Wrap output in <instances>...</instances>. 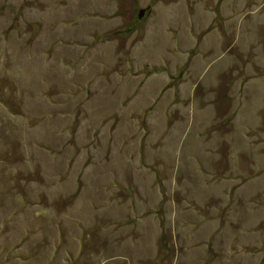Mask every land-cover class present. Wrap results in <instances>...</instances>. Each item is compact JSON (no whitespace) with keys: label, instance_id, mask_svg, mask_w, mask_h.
<instances>
[{"label":"rangeland","instance_id":"1","mask_svg":"<svg viewBox=\"0 0 264 264\" xmlns=\"http://www.w3.org/2000/svg\"><path fill=\"white\" fill-rule=\"evenodd\" d=\"M0 264H264V0H0Z\"/></svg>","mask_w":264,"mask_h":264},{"label":"water","instance_id":"2","mask_svg":"<svg viewBox=\"0 0 264 264\" xmlns=\"http://www.w3.org/2000/svg\"><path fill=\"white\" fill-rule=\"evenodd\" d=\"M142 14H143V11H140V13H139V17H141V16H142Z\"/></svg>","mask_w":264,"mask_h":264},{"label":"crops","instance_id":"3","mask_svg":"<svg viewBox=\"0 0 264 264\" xmlns=\"http://www.w3.org/2000/svg\"><path fill=\"white\" fill-rule=\"evenodd\" d=\"M34 214H35V216H36V217H38V216H40V215H41V214H39V213H38V214L34 213Z\"/></svg>","mask_w":264,"mask_h":264}]
</instances>
